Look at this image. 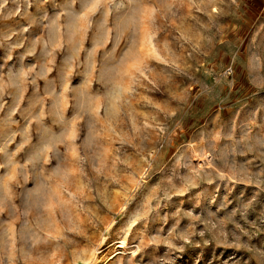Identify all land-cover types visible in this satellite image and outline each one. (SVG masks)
<instances>
[{
	"label": "rangeland",
	"instance_id": "374dc122",
	"mask_svg": "<svg viewBox=\"0 0 264 264\" xmlns=\"http://www.w3.org/2000/svg\"><path fill=\"white\" fill-rule=\"evenodd\" d=\"M93 258L264 264V0H0V264Z\"/></svg>",
	"mask_w": 264,
	"mask_h": 264
},
{
	"label": "bare ground",
	"instance_id": "6f19581e",
	"mask_svg": "<svg viewBox=\"0 0 264 264\" xmlns=\"http://www.w3.org/2000/svg\"><path fill=\"white\" fill-rule=\"evenodd\" d=\"M121 246H123V241H121L120 244L118 245V247H121ZM116 249H118V248L116 247ZM108 258L109 257H106L103 260H108ZM103 260H97L96 258H93L92 264H103Z\"/></svg>",
	"mask_w": 264,
	"mask_h": 264
}]
</instances>
